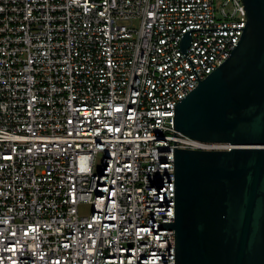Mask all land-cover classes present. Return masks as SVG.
Returning a JSON list of instances; mask_svg holds the SVG:
<instances>
[{
  "label": "built area",
  "instance_id": "1",
  "mask_svg": "<svg viewBox=\"0 0 264 264\" xmlns=\"http://www.w3.org/2000/svg\"><path fill=\"white\" fill-rule=\"evenodd\" d=\"M245 23L241 0H0V264H174L179 41ZM241 32H190L199 81Z\"/></svg>",
  "mask_w": 264,
  "mask_h": 264
},
{
  "label": "water",
  "instance_id": "2",
  "mask_svg": "<svg viewBox=\"0 0 264 264\" xmlns=\"http://www.w3.org/2000/svg\"><path fill=\"white\" fill-rule=\"evenodd\" d=\"M244 28L186 31L179 50L197 86L173 106L174 264H264V0H241ZM226 59L198 80L191 31L240 30ZM175 131L228 150L175 148Z\"/></svg>",
  "mask_w": 264,
  "mask_h": 264
},
{
  "label": "rangeland",
  "instance_id": "3",
  "mask_svg": "<svg viewBox=\"0 0 264 264\" xmlns=\"http://www.w3.org/2000/svg\"><path fill=\"white\" fill-rule=\"evenodd\" d=\"M223 2V0H215V3L217 6L221 5V3ZM99 164H100V158L97 157L96 162H95V170L97 171L99 168ZM79 213L83 214V215H87L88 214V207L86 206H79Z\"/></svg>",
  "mask_w": 264,
  "mask_h": 264
}]
</instances>
